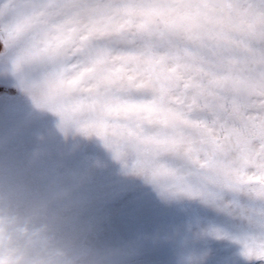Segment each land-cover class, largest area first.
I'll return each instance as SVG.
<instances>
[{"label":"snow or ice","instance_id":"snow-or-ice-1","mask_svg":"<svg viewBox=\"0 0 264 264\" xmlns=\"http://www.w3.org/2000/svg\"><path fill=\"white\" fill-rule=\"evenodd\" d=\"M21 97L171 196L264 201V0H0V113ZM243 255L264 261V235Z\"/></svg>","mask_w":264,"mask_h":264},{"label":"clouds","instance_id":"clouds-1","mask_svg":"<svg viewBox=\"0 0 264 264\" xmlns=\"http://www.w3.org/2000/svg\"><path fill=\"white\" fill-rule=\"evenodd\" d=\"M19 103L12 117L0 113V264H132L127 244L101 238L87 220L97 177L111 163L123 171L120 163L99 137Z\"/></svg>","mask_w":264,"mask_h":264},{"label":"rangeland","instance_id":"rangeland-1","mask_svg":"<svg viewBox=\"0 0 264 264\" xmlns=\"http://www.w3.org/2000/svg\"><path fill=\"white\" fill-rule=\"evenodd\" d=\"M97 47L119 51L129 46L101 41ZM28 103L34 111L44 109ZM45 110L50 121L59 119ZM90 151L105 159L110 155L95 143ZM168 162L183 170L192 169L184 161ZM192 182L199 186L195 177ZM202 190L207 202L201 197L171 196L159 185L111 163L92 188L87 220L101 238L127 244L132 264H262L257 259H245L243 252L246 242L264 235V201L244 190L218 185H206Z\"/></svg>","mask_w":264,"mask_h":264}]
</instances>
